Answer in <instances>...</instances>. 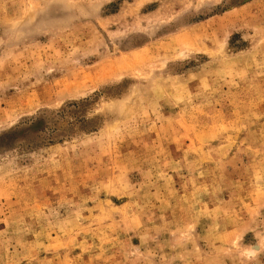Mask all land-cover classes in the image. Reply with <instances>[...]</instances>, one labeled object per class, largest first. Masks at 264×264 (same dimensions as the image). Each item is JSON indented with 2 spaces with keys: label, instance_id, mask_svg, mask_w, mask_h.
I'll return each mask as SVG.
<instances>
[{
  "label": "rangeland",
  "instance_id": "374dc122",
  "mask_svg": "<svg viewBox=\"0 0 264 264\" xmlns=\"http://www.w3.org/2000/svg\"><path fill=\"white\" fill-rule=\"evenodd\" d=\"M0 264H264V0H0Z\"/></svg>",
  "mask_w": 264,
  "mask_h": 264
}]
</instances>
